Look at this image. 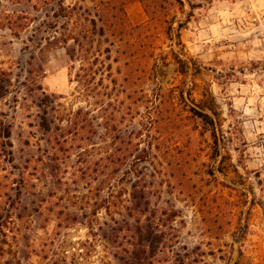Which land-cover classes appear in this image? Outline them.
<instances>
[{
  "label": "rangeland",
  "instance_id": "obj_1",
  "mask_svg": "<svg viewBox=\"0 0 264 264\" xmlns=\"http://www.w3.org/2000/svg\"><path fill=\"white\" fill-rule=\"evenodd\" d=\"M183 2L0 0V264H264V0Z\"/></svg>",
  "mask_w": 264,
  "mask_h": 264
},
{
  "label": "trees",
  "instance_id": "obj_2",
  "mask_svg": "<svg viewBox=\"0 0 264 264\" xmlns=\"http://www.w3.org/2000/svg\"><path fill=\"white\" fill-rule=\"evenodd\" d=\"M97 11V18L100 23L98 34L107 39H114L120 43H126L130 49L138 51L137 44L133 39L135 29L132 27L127 12L128 6L134 1H138L143 7L147 17L148 24H164L165 34L172 37L174 33L175 18L170 20V14L174 8L184 7L183 0H91ZM190 2V6H191ZM192 9L195 6H191ZM191 15H188L190 17ZM97 27V22H93ZM184 28V23H179V29ZM162 30V28H160ZM160 30V31H161ZM136 53V52H135ZM134 53V54H135ZM130 56L134 59L135 55ZM0 138L9 140L11 138L10 131H6L5 135ZM13 147L12 143L4 144V147Z\"/></svg>",
  "mask_w": 264,
  "mask_h": 264
}]
</instances>
